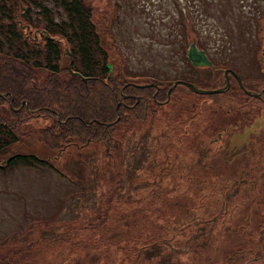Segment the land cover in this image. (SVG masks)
Returning a JSON list of instances; mask_svg holds the SVG:
<instances>
[{"label": "rangeland", "instance_id": "1", "mask_svg": "<svg viewBox=\"0 0 264 264\" xmlns=\"http://www.w3.org/2000/svg\"><path fill=\"white\" fill-rule=\"evenodd\" d=\"M36 1L0 0V9L20 15L28 7L43 25L48 16ZM186 1L90 0L99 35L101 8L112 2L109 38L124 59L125 76L137 82L149 77L190 80L202 88L222 85L207 67L193 70L176 43L163 42L166 26L179 16L175 8ZM43 3L55 8L49 0ZM145 4L154 13L143 9ZM228 4L223 14L213 4L208 18L194 22L203 33L199 40L207 39L208 27L223 34L224 20L234 24L240 8ZM2 15L0 25L7 20ZM212 40L200 46L214 55L218 47ZM105 48L113 57L111 44ZM170 84L157 98L156 87L148 84L154 87L149 99L154 112L111 128L117 148L95 139L67 145L61 153L27 136L0 153V162L17 150L46 158L0 168V244L34 241L21 264H264V118L252 121L230 87L212 97ZM107 204L106 220L85 227L96 219V207Z\"/></svg>", "mask_w": 264, "mask_h": 264}, {"label": "trees", "instance_id": "2", "mask_svg": "<svg viewBox=\"0 0 264 264\" xmlns=\"http://www.w3.org/2000/svg\"><path fill=\"white\" fill-rule=\"evenodd\" d=\"M49 1L55 8H49L43 0L35 2L40 13L42 10L48 16L40 39L22 35V29L12 17L14 11L3 10V7L0 9L4 13L2 17L7 19L0 25V153L27 136L41 141L49 150L61 153L67 145L84 144L95 139L102 141L108 149L117 148L119 139L112 135L111 128L117 123L126 124L153 113L155 108L150 105L149 99L154 87L133 85L131 82L137 80L121 72L124 59L108 32V22L115 14L111 8L112 2L107 3V8H101L104 13L103 31L99 35L97 25L93 22L96 7L90 0ZM235 1L187 0L183 6L175 8L179 16L175 24L166 26L164 44L174 47L176 43V48L180 46V53L187 59V64L197 71V66L191 65L185 54L189 42L194 41L197 27L194 22L205 19L213 4L223 14L224 3L232 5ZM219 2L222 5H217ZM236 3L233 7H239V3ZM146 4L143 9L148 11L150 7ZM164 6L168 9L166 3ZM107 43L116 50L114 58L105 48ZM64 48L69 50V57L63 53ZM107 62L111 66L116 62V65L109 70ZM153 81L157 83L154 91L157 98L165 94L166 87L163 86L166 83L169 85L172 79L167 82L161 80L165 84L155 78ZM230 90L233 98H239L233 89ZM214 95L210 94L212 97ZM116 100L120 101L116 107L119 116L113 121ZM38 116L44 120L41 122ZM247 118L241 119L247 121ZM105 121L111 122L104 125ZM17 161L40 164L46 162V158L34 152L17 150L6 155L0 162V168ZM113 186L110 188L113 189ZM109 197L108 194L106 202ZM108 207L109 204L97 206L96 219L85 222L84 226L102 224L108 216ZM33 243V240L26 244L10 240L7 244H0V264H21L27 257L24 251ZM115 244L119 245V242ZM147 244L140 245L135 255ZM245 250L251 253L250 249ZM252 254L256 257V253ZM257 255H261L260 251Z\"/></svg>", "mask_w": 264, "mask_h": 264}, {"label": "flooded vegetation", "instance_id": "3", "mask_svg": "<svg viewBox=\"0 0 264 264\" xmlns=\"http://www.w3.org/2000/svg\"><path fill=\"white\" fill-rule=\"evenodd\" d=\"M239 7L238 19H234V24L229 23L230 19L222 22L223 34L213 30L214 27H208L205 36L207 39L213 37L212 47H218L214 50V55L200 46L203 45V40L207 42V39L199 40L203 33L201 34L197 28L194 30V42L197 48L206 54L209 64L204 66L211 72L212 78L215 75L221 78V86L226 83L223 90L230 87L235 91L240 97L237 104L243 106L250 116L253 115L252 121L262 120L264 118V0H242L239 2ZM29 11L24 9L20 15L14 11L12 17L22 29V35L36 38L43 32L45 26L36 24V19H32ZM218 28L220 29L219 26ZM216 39L220 43H213ZM63 53L69 57L70 52L67 48L63 49ZM204 66L197 65V72ZM235 75L238 76L240 84ZM250 106H254V109Z\"/></svg>", "mask_w": 264, "mask_h": 264}, {"label": "water", "instance_id": "4", "mask_svg": "<svg viewBox=\"0 0 264 264\" xmlns=\"http://www.w3.org/2000/svg\"><path fill=\"white\" fill-rule=\"evenodd\" d=\"M185 54L187 55V58L189 60V62L193 65H202L204 66V64L208 65L209 64V60L207 59L206 57V54L203 53V51L200 49V48H197V46L195 45V42L193 41H190L186 50H185ZM107 68L111 70L110 68V63L107 62ZM237 80H238V83L240 84L239 82V78L237 75H235ZM134 85H144V86H148V84H152L154 86H156L155 82L153 81H148V82H143V83H135V82H132ZM176 83H181V84H184L187 88H189L190 90H192L193 92H197V93H213V92H216V91H221L224 89L226 83L224 84V86H218L216 88H201V87H197L194 83H191L189 81H186L184 79H174L171 81V84L169 86V88H171V86H173L174 84ZM247 93H249V91L246 90Z\"/></svg>", "mask_w": 264, "mask_h": 264}, {"label": "crops", "instance_id": "5", "mask_svg": "<svg viewBox=\"0 0 264 264\" xmlns=\"http://www.w3.org/2000/svg\"><path fill=\"white\" fill-rule=\"evenodd\" d=\"M40 223V222H39ZM100 242H104L103 240H99ZM99 241H97V242H99ZM105 243H107V244H112V243H110V241H105ZM25 259H27V257L25 258Z\"/></svg>", "mask_w": 264, "mask_h": 264}]
</instances>
